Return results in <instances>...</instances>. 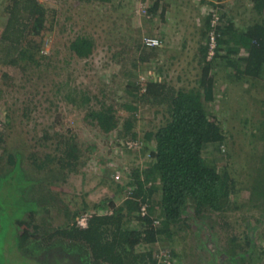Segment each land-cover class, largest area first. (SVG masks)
<instances>
[{
    "label": "trees",
    "instance_id": "obj_1",
    "mask_svg": "<svg viewBox=\"0 0 264 264\" xmlns=\"http://www.w3.org/2000/svg\"><path fill=\"white\" fill-rule=\"evenodd\" d=\"M78 1L88 5L97 1L92 9L95 15L89 20L93 21V29L98 27L97 17L101 23H111L109 17L114 13L115 6L119 11H115L117 20L124 21L127 26L123 28L124 25L118 24L114 19L109 29L102 30V33H108L110 43L103 57H99L98 64L102 65L100 71L104 76L99 86L101 89L92 91L90 86L70 87L69 81L57 82L59 72H50L54 78H46L38 84L44 90L43 97L35 101L40 88L34 91L33 84L40 76L35 79L32 77L27 80L29 93L18 101L20 105L1 111L0 187L9 179L32 176V180L28 178L25 181L27 187L23 192L30 208L24 210L22 220L15 221L17 229L13 242L16 247L12 250L13 253H21L20 250H25L24 246L28 244L30 248L37 245L34 246L36 251L42 244L41 249L45 254L43 259L29 251L24 253L27 258L23 254L22 256L28 261L37 258L45 261L44 263L54 260L55 264H155L151 251L139 253L137 247L153 245L160 237L169 238L170 226L175 227L183 222V215L189 205H193L198 214L222 213L230 207V195L235 191L234 181L228 173H219L202 156L208 145L220 147L225 141V135L216 119L209 117L206 104L213 101L214 85L219 79L216 60L223 62L225 78L230 80L256 83V80L263 78L264 0H250L253 10L260 16L242 31L233 30L230 24L226 26L223 14L220 13L221 24L217 28L219 37L216 39L215 56L207 60V47L201 48L200 74L195 85L189 89L176 88L165 79L161 80L159 74L149 77L146 83L144 80L142 87V84H135V72L139 67L145 68L151 55L158 54L160 45L143 47L140 42L142 39L138 40L139 27H134L137 36H128L133 31L130 30L129 22L135 19L132 14L133 5L134 2L142 4L143 10L150 16L146 23L149 29L148 24L155 16L153 12L163 5L161 0ZM5 3L3 12L7 18L0 31V64L19 67L25 79L28 78L27 70L30 66L34 67L35 72L42 74L45 69L53 66L52 59L40 55V51L44 37L50 36L55 25H58L56 14L53 11L49 14V9L38 0H5ZM100 4L105 7L104 15L96 12L95 7ZM205 27L208 31L210 17L207 18ZM230 32L232 35L224 37ZM159 40L162 44V40ZM95 41L93 35L78 33L71 39L67 49L73 59L86 60L84 62L88 65L87 60L95 52ZM240 49L246 56H239ZM138 50L141 52H137ZM93 57L96 64L97 57ZM60 62L57 60V63ZM116 80H120L119 93L126 91V99L119 109L105 101V92L108 94V90L116 85ZM62 87H67L63 94L60 93ZM47 89L52 91V96H47ZM59 93L61 99L83 113V121L90 127L103 135L115 133L117 139L127 136L129 139L126 143L136 138L133 131L134 113L139 103L154 108V112L161 115L163 121L143 134L144 141L152 144L145 167H135L129 181L120 185L117 183L114 189L115 195L123 197L121 202L116 203L108 195L91 205L86 201V195L79 196V202L75 196L66 202L60 192L40 187L39 182H65L79 173L88 175V171L93 170V167H88V157L80 151L78 142L70 137L64 139L60 128L52 126L55 123L45 124L47 108L53 106L56 109L62 105L56 102ZM44 106L47 107L44 112L35 110L36 107ZM120 109L132 113V117L117 116ZM257 132L260 134L259 140L264 141V123L258 127ZM23 133L25 137L20 138ZM126 143L123 146L126 147ZM111 161L112 158L109 157L107 162ZM260 161V168L263 169L264 151ZM92 163L91 161L90 165ZM82 178L83 181L86 179L85 176ZM105 183L106 180L102 177L97 185ZM70 203L77 206L73 207ZM142 206L146 209L144 216L140 212ZM42 208L47 211L53 208L58 215H62L60 226L44 242L39 240L42 226L33 224L36 213ZM83 213L87 216L85 228L79 227L77 223ZM155 219L159 221L157 226ZM9 261L22 263L12 259ZM4 262L1 261L2 264Z\"/></svg>",
    "mask_w": 264,
    "mask_h": 264
},
{
    "label": "rangeland",
    "instance_id": "obj_2",
    "mask_svg": "<svg viewBox=\"0 0 264 264\" xmlns=\"http://www.w3.org/2000/svg\"><path fill=\"white\" fill-rule=\"evenodd\" d=\"M38 1L49 9V14L53 11L58 20V25H55L51 35L44 37L40 51V55L52 59L53 66L45 69L42 74L35 72L34 67L30 66L27 70L28 78L25 79L19 67L0 64V90L3 91V98L0 99L1 118H3L1 111L7 107L19 106L18 101L27 96L26 94L29 93L27 80L32 77L35 79L36 76H40L33 84L34 91L40 88L36 100L33 99L35 101L44 95L43 88L38 85L39 81L54 78L50 72L54 74L59 72L56 77L57 82L69 81L70 87L90 86L92 91L100 88L104 76L100 71L102 65L98 64L99 57H103L110 43L108 33H102V30L109 29L114 19L118 24L124 25L123 28L127 26L124 21L117 20L119 11L117 12L116 6L114 10L117 13L113 11L114 13L109 17L111 23L108 24L106 21L101 23L97 17L98 27L93 29L94 27L91 26L93 21L89 20L95 15L92 9L97 1H92L91 5L78 0ZM223 1L221 4L207 2V0H180L182 5H175V8H172L171 19L161 20L160 18L162 23L158 32L160 35L157 34L156 37L162 40V44L160 42L158 54L150 56L145 68L137 69L135 84L138 83L140 86L139 76H143L146 83L149 77L159 74L161 80L165 79L176 88L193 87L200 74L199 64L202 59L200 50L202 47H207L208 31H206L205 23L210 17L211 10L216 9L222 13L225 25H232L231 27L236 31L244 30L260 16L253 10L250 0ZM5 4V0H0V31L7 18L3 12ZM95 9L96 12L103 14L105 7L100 4ZM123 12L124 10L121 14ZM108 14L110 15V12ZM132 14L135 15V19L129 22V26L133 31H130L128 36H137L134 30V27L138 28L135 22L138 17L136 2H134ZM139 19L140 24L141 19L143 20V28L140 29L138 40L148 36L149 33L152 35L158 25V18L157 21H150L151 29L149 30L145 28L148 16L141 14ZM78 33H87L95 38V52L92 55L97 57L96 64H94L93 56L87 60L88 65L84 62L86 60L77 61L72 58L67 46ZM230 35H232L231 32L226 33L224 37L228 38ZM239 56H246L242 49ZM57 60L61 62L57 63ZM217 62L216 70L219 79L214 85V99L206 104V109L209 117L216 119L225 135V141L220 147L208 145L202 156L213 164L219 173H228L235 183V191L230 195L229 209L224 212L198 214L194 206L189 205L183 215V222L175 227L170 226L169 238L160 237L153 245L137 247L139 253L151 251L155 264L160 263L163 256H166L169 264H264V167L260 168L264 141L259 140L260 134L257 132L258 127L264 123V76L256 80V83L230 80L225 78L223 62ZM229 70L228 68L227 71ZM115 83L116 85L108 90V94L105 92V101L119 109L126 99V91L119 93L120 80H116ZM66 90L67 87H62L60 93L63 94ZM51 92L50 89L45 91L48 97L52 96ZM60 93L56 102L62 103L61 106L57 105L56 109L53 106L36 107L35 110L44 112L46 108L48 109L45 124L55 123L56 125L52 126L60 128V134L64 139L70 137L78 142L81 146L80 151L88 157H85L87 163L89 162L88 167H93V170H89L88 175L79 173L74 176L75 178L65 182L57 180L56 184L47 182L50 184L48 185L46 182H39L40 187L60 192L66 202L74 196L79 202L81 195H86L85 199L90 205L107 195L116 203L121 202L123 197L115 195L114 189L117 183L120 185L129 181L135 167L141 169L145 167L147 154L152 144L144 141L143 134L163 121L161 115L156 114L154 108L139 103L134 113L133 131L136 138L130 143L131 145L125 147L123 145L129 137L117 139L115 133L103 135L97 129L90 127L83 121V113L74 109L65 99H61ZM117 116L131 118L132 113L120 109L119 112L117 111ZM30 126L32 123L29 124ZM24 137L23 133L20 138ZM109 157L112 158L110 163L107 162ZM91 161L93 163L90 165ZM104 162L107 165L103 164ZM105 168L108 170L106 171ZM82 176L86 177L84 181ZM102 177L106 180L105 185H97ZM28 178L32 180L31 175L9 179L0 187V264L2 260L5 261L3 264H16L10 262L11 259L18 263L22 262L21 264H55L54 260L46 263L37 258H32L31 261L26 260L25 251L35 252L32 254L43 259L45 254L41 249L42 244L36 251L34 246L37 245L30 248L27 243L26 247L24 246L26 249L20 250L21 253H13L12 250L16 247L13 242L17 229L15 221L22 220V213L30 208L29 203L25 202L26 195L23 194L27 187L25 181ZM69 205L77 206L74 203ZM85 216L86 214L83 213L78 219ZM61 218L62 215H58L53 208L48 211L39 209L33 219V224L42 226L43 229L39 240L44 242L46 237L60 226ZM155 225H159L157 219H155Z\"/></svg>",
    "mask_w": 264,
    "mask_h": 264
},
{
    "label": "built area",
    "instance_id": "obj_3",
    "mask_svg": "<svg viewBox=\"0 0 264 264\" xmlns=\"http://www.w3.org/2000/svg\"><path fill=\"white\" fill-rule=\"evenodd\" d=\"M139 5V11L143 15H147L146 12L143 10L142 4ZM148 16V15H147ZM210 16V27L208 30V38H207V53L206 58L207 60H211L215 56V50L217 48L216 39L219 37V32L217 30L218 26L221 24V15L216 9L211 10L209 13ZM150 16H148L149 18ZM142 45L146 48L157 47L160 45V40L154 37L145 36L142 38ZM141 83L144 82V77H140ZM144 89V88H143ZM126 143V142H125ZM131 142H127L126 146H128ZM131 145V144H130ZM141 214L144 216L146 214L145 206H142L140 209ZM78 225L81 228H85L87 225V217H81L78 221ZM157 264H169L166 256H163L161 262H157Z\"/></svg>",
    "mask_w": 264,
    "mask_h": 264
},
{
    "label": "crops",
    "instance_id": "obj_4",
    "mask_svg": "<svg viewBox=\"0 0 264 264\" xmlns=\"http://www.w3.org/2000/svg\"><path fill=\"white\" fill-rule=\"evenodd\" d=\"M161 2L163 3V5L161 4L160 7L153 12V14L155 16L152 19V21L153 22L154 21H157V18H158V21H157L158 22V25L156 27V30L153 32V34L155 36L160 35V33H158V32H159L160 26L162 25L161 20H163V18H165V19H171V17L173 16V15L171 16V14H172V8H175V5H179V4L182 5V3L180 2V0H164V1L161 0ZM207 2H213V3L218 2V3H221L222 4V2H224V1L223 0L222 1H219V0L218 1L207 0ZM160 14H161V17H160ZM160 18H161V20H160ZM139 20L140 19L137 17L136 18V21H135L137 23L136 27H139V29L142 30V28H143V25H142L143 24V20L141 19V24H140V21ZM146 27H147V24H146L145 28ZM148 27H149V29H151V23H149ZM152 35L149 33V36H152ZM216 62H217V60H216Z\"/></svg>",
    "mask_w": 264,
    "mask_h": 264
},
{
    "label": "clouds",
    "instance_id": "obj_5",
    "mask_svg": "<svg viewBox=\"0 0 264 264\" xmlns=\"http://www.w3.org/2000/svg\"><path fill=\"white\" fill-rule=\"evenodd\" d=\"M136 4H137V14H138V18H141V13H140V11H139V5H138V3L136 2ZM143 37H145V36H143ZM142 37V38H143ZM148 37H154V36H148ZM141 43H142V41H141ZM143 46V45H142ZM144 47V46H143ZM146 48V47H145ZM140 77H143V76H140ZM142 84V83H141ZM78 221H79V219H78ZM78 221H77V223H78Z\"/></svg>",
    "mask_w": 264,
    "mask_h": 264
}]
</instances>
